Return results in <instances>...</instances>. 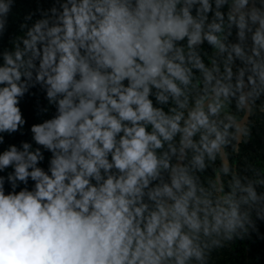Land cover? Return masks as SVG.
Segmentation results:
<instances>
[{
    "label": "clouds",
    "instance_id": "obj_1",
    "mask_svg": "<svg viewBox=\"0 0 264 264\" xmlns=\"http://www.w3.org/2000/svg\"><path fill=\"white\" fill-rule=\"evenodd\" d=\"M30 2L10 32L0 0V264H234L264 243V150H245L264 0ZM26 98L41 119L5 144Z\"/></svg>",
    "mask_w": 264,
    "mask_h": 264
},
{
    "label": "trees",
    "instance_id": "obj_2",
    "mask_svg": "<svg viewBox=\"0 0 264 264\" xmlns=\"http://www.w3.org/2000/svg\"><path fill=\"white\" fill-rule=\"evenodd\" d=\"M30 0H17L16 7L13 8L9 17V31H15L16 23L20 16L32 7ZM25 117L27 118V124L25 125V134L20 136L14 134L13 137H6L5 144L17 143L20 140L30 139V134L27 132L28 125L38 122L41 117H35L33 115V101L31 99L25 100L21 105ZM252 138L245 146V150L248 154L253 156L261 155L264 150V115L256 114L252 118ZM2 147V146H0ZM7 190V189H6ZM261 230L264 231V225H260ZM247 245V247L245 246ZM231 260L234 264H264V243L259 241L254 242H239L236 246L235 253L231 256Z\"/></svg>",
    "mask_w": 264,
    "mask_h": 264
}]
</instances>
